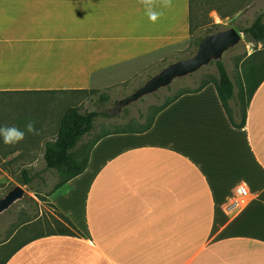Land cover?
I'll use <instances>...</instances> for the list:
<instances>
[{
    "label": "crops",
    "instance_id": "obj_1",
    "mask_svg": "<svg viewBox=\"0 0 264 264\" xmlns=\"http://www.w3.org/2000/svg\"><path fill=\"white\" fill-rule=\"evenodd\" d=\"M191 29V0L155 25L138 0H0V102L99 90ZM241 185L255 195L231 209ZM52 203L0 245V264H264V83L243 130L212 84L147 132L104 136Z\"/></svg>",
    "mask_w": 264,
    "mask_h": 264
},
{
    "label": "rangeland",
    "instance_id": "obj_2",
    "mask_svg": "<svg viewBox=\"0 0 264 264\" xmlns=\"http://www.w3.org/2000/svg\"><path fill=\"white\" fill-rule=\"evenodd\" d=\"M192 11L194 39L211 31L217 33L230 28H236L242 34V42L225 53L222 60L237 84L238 91L239 86L245 83V56L264 48L263 42L257 43L242 32L251 27L259 16L264 17V0H193ZM191 42L115 70L112 74L114 78L97 90V94L36 95L0 106V125H15L23 129L25 123L32 119L38 129H43L40 136L27 135L25 140L15 147H8L0 142V197L20 184L17 179L23 170L41 173V177L32 185L21 184L27 190L25 200L0 217V240L5 239L17 225L30 220L38 213L41 217L53 212L50 207L52 197L48 198V195L59 184L60 177L55 170L43 173L46 168L45 145L49 142L46 138H57L61 118L69 108L77 107L82 113H90L93 116L95 128L84 139V145L88 147L108 133L143 129L151 122L155 112L176 95L199 88L207 77L219 76L218 62H212L197 73L176 80L170 88L162 89L121 111L118 110L121 100L135 93L152 77L169 65L192 56L194 48ZM102 94L109 95L110 101L101 102ZM37 159L38 167H25L26 163ZM41 199H47L48 203Z\"/></svg>",
    "mask_w": 264,
    "mask_h": 264
},
{
    "label": "trees",
    "instance_id": "obj_3",
    "mask_svg": "<svg viewBox=\"0 0 264 264\" xmlns=\"http://www.w3.org/2000/svg\"><path fill=\"white\" fill-rule=\"evenodd\" d=\"M191 0V12H192V29H191V45L193 49V55L196 53L202 40L215 32L211 31L206 33L205 36L194 39L193 38V11H192ZM247 34L251 40L259 43H264V17L259 16L253 25L242 31ZM193 39V40H192ZM192 55V56H193ZM190 56V57H192ZM189 57V58H190ZM188 59V58H187ZM181 61V60H179ZM218 77H207V79L199 86V88L193 91H184L176 95L173 99L168 101L162 107H160L154 114L151 122L141 130H128L122 132H114L103 135L90 145H84V139L86 136L91 134L95 128L93 116L90 113H82L79 108L71 107L61 118L59 131L55 143L47 142L45 147V161L46 168L43 173L49 170H55L59 177L60 182L54 188L53 192L48 195L53 197L56 192L67 185L70 181L77 178L86 172L89 166L91 153L98 143V141L104 136L111 134H122V133H144L150 130L157 116L168 108L171 104L177 101L184 95L191 93H199L203 91L209 85H214L217 89L219 98L222 105L227 113V116L236 129L243 130L248 125L249 109L256 95L258 89L264 83V48L256 50L251 55H246L243 60L244 70V84L239 86L237 91V84L231 77L227 67L224 63L218 62ZM170 88V87H169ZM97 94V90H81V91H69V92H49L48 94ZM45 94V93H43ZM100 101L107 103L110 101V97L107 94L100 96ZM10 104L9 102H0V106ZM1 142V141H0ZM41 177V173H35L30 170H23L21 175L18 177V182L22 185L30 186L35 180ZM43 202H47V199H41ZM36 204V203H35ZM33 207L35 206L32 204ZM51 210H55V205L50 203ZM39 213L24 223L17 225L16 228L7 236L5 239L0 240V245L9 241L16 231L23 225L32 222L39 218Z\"/></svg>",
    "mask_w": 264,
    "mask_h": 264
},
{
    "label": "water",
    "instance_id": "obj_4",
    "mask_svg": "<svg viewBox=\"0 0 264 264\" xmlns=\"http://www.w3.org/2000/svg\"><path fill=\"white\" fill-rule=\"evenodd\" d=\"M242 40L243 36L236 28L205 37L192 57L163 69L135 93L121 100L118 110L121 111L147 96L169 88L176 80L193 75L212 62H222L224 54L238 46ZM26 196L27 190L21 184H17L7 194L0 197V217L25 200Z\"/></svg>",
    "mask_w": 264,
    "mask_h": 264
},
{
    "label": "clouds",
    "instance_id": "obj_5",
    "mask_svg": "<svg viewBox=\"0 0 264 264\" xmlns=\"http://www.w3.org/2000/svg\"><path fill=\"white\" fill-rule=\"evenodd\" d=\"M138 3L144 10V15L148 21L155 25L165 14V11L172 7V0H138ZM43 129L36 127V122L29 119L24 128L21 129L15 125H0V141L5 146L15 147L22 143L27 135L40 136ZM50 143H55L54 137L46 138ZM39 166V159L25 164L26 168H36Z\"/></svg>",
    "mask_w": 264,
    "mask_h": 264
},
{
    "label": "built area",
    "instance_id": "obj_6",
    "mask_svg": "<svg viewBox=\"0 0 264 264\" xmlns=\"http://www.w3.org/2000/svg\"><path fill=\"white\" fill-rule=\"evenodd\" d=\"M256 189L257 188L252 189V187L249 185H241L240 187H238L230 208L240 209L244 207V205L247 203V200L255 195Z\"/></svg>",
    "mask_w": 264,
    "mask_h": 264
}]
</instances>
